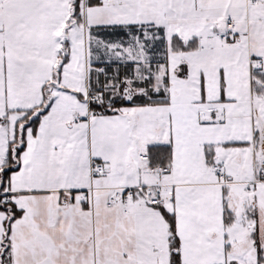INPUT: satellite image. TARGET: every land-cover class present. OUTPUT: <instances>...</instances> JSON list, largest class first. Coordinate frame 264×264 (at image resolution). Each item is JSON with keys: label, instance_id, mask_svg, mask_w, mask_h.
<instances>
[{"label": "snow or ice", "instance_id": "1", "mask_svg": "<svg viewBox=\"0 0 264 264\" xmlns=\"http://www.w3.org/2000/svg\"><path fill=\"white\" fill-rule=\"evenodd\" d=\"M0 264H264V0H0Z\"/></svg>", "mask_w": 264, "mask_h": 264}]
</instances>
